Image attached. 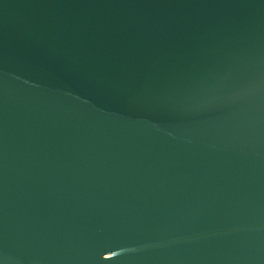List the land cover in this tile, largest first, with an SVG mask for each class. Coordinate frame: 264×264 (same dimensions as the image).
Here are the masks:
<instances>
[{
    "label": "water",
    "instance_id": "95a60500",
    "mask_svg": "<svg viewBox=\"0 0 264 264\" xmlns=\"http://www.w3.org/2000/svg\"><path fill=\"white\" fill-rule=\"evenodd\" d=\"M0 264H264V0H0Z\"/></svg>",
    "mask_w": 264,
    "mask_h": 264
}]
</instances>
